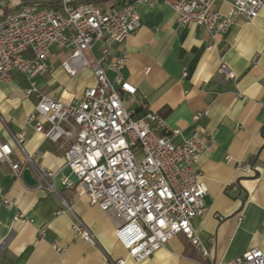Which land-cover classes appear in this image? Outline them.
<instances>
[{"label": "crops", "instance_id": "1", "mask_svg": "<svg viewBox=\"0 0 264 264\" xmlns=\"http://www.w3.org/2000/svg\"><path fill=\"white\" fill-rule=\"evenodd\" d=\"M51 1L14 0L13 4L14 10L21 5L42 9L50 7ZM81 1H92L100 9L119 7L118 0ZM231 1L217 0L214 10L227 15ZM135 7L140 27L123 42L106 44L111 54L125 52L130 57L123 77L136 93L122 96L128 110L141 116L138 104L145 102L164 118L169 130L179 131L175 143L193 135L212 142L195 165L206 195L203 214L192 220L206 255L177 235L140 263L127 256L109 217L90 204L66 166L62 140L53 143L34 131L40 118L30 122L28 116L36 97L25 95L30 83L14 72L9 84H0V144L11 147L10 161L20 164L22 173L19 179L8 163H0V191L10 203L0 202V264H110L118 259H124V264H218L253 247L264 253V3L255 19L237 17L224 35L214 38L202 26L180 24L162 0ZM9 11V0H0V18ZM103 44L94 45V55ZM65 58V52L51 50L48 71L32 80L36 90L50 97L78 98L95 84L89 69L69 76L61 66ZM221 63L234 72V78L218 73ZM19 132L26 137L24 153L56 173L53 183L58 196L37 189L36 181L33 185L24 181L23 153L10 136ZM61 177L71 186H63ZM62 200L71 204L72 213L88 226L95 242L76 237L73 215L58 214Z\"/></svg>", "mask_w": 264, "mask_h": 264}, {"label": "built area", "instance_id": "2", "mask_svg": "<svg viewBox=\"0 0 264 264\" xmlns=\"http://www.w3.org/2000/svg\"><path fill=\"white\" fill-rule=\"evenodd\" d=\"M0 18V84H9L12 74H22L30 83L25 95L36 97L31 122L40 118L34 131L53 143L62 140L66 166L96 205L111 220L114 236L127 256L140 263L163 248L172 238L183 235L206 255L192 226L204 212L206 189L195 169L199 158L210 151L212 142L193 135L175 143L178 130H169L164 118L139 102L141 116L126 108L123 95L136 89L123 77L129 55L111 54L107 42L121 43L140 27L136 4L151 6L153 0H118V8L100 9L92 1L52 0L48 8L16 6ZM217 0H162L177 15L180 24L202 26L212 38L224 35L237 17L255 19L264 0H232L230 12L214 10ZM14 10V11H12ZM103 42L99 53L93 47ZM66 53L61 66L69 76L91 70L95 84L80 97L44 95L32 80L48 71L51 50ZM111 74V78L108 76ZM218 73L226 79L234 72L221 63ZM198 114L194 116L197 120ZM23 153L24 167L33 172L36 188L58 196L53 180L56 173L45 170L23 151L24 132L10 133ZM12 149L0 144V163H8L17 178L22 167L12 163ZM227 162L231 161L226 157ZM247 166L242 165L245 169ZM61 184L70 187L67 178ZM231 191L237 189L230 187ZM0 202L10 203L2 196ZM58 214L73 215L71 228L77 238L95 242L86 224L62 200ZM42 236L44 230H40ZM55 250H59L54 247ZM124 259L110 264H124ZM217 264V263H216ZM218 264H264V253L253 247L230 261Z\"/></svg>", "mask_w": 264, "mask_h": 264}, {"label": "water", "instance_id": "3", "mask_svg": "<svg viewBox=\"0 0 264 264\" xmlns=\"http://www.w3.org/2000/svg\"><path fill=\"white\" fill-rule=\"evenodd\" d=\"M23 179L28 184H31V185L35 184V179L32 178V175L29 170H25L23 172Z\"/></svg>", "mask_w": 264, "mask_h": 264}]
</instances>
